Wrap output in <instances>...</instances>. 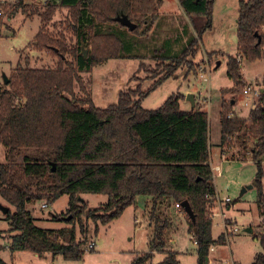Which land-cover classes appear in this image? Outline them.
I'll use <instances>...</instances> for the list:
<instances>
[{
	"label": "trees",
	"instance_id": "trees-1",
	"mask_svg": "<svg viewBox=\"0 0 264 264\" xmlns=\"http://www.w3.org/2000/svg\"><path fill=\"white\" fill-rule=\"evenodd\" d=\"M216 0H177L195 36L190 35L188 48L180 57L160 63L165 73L173 75V67L182 57L195 58L200 37L211 29L212 7ZM163 0H47L39 15L42 26L35 36L37 48L58 58L55 69H31L18 65L0 87V142L6 150V163L0 164V199L9 207L4 216L9 235L10 252H30L40 258L61 257L80 261L84 255L88 221L102 226L118 219L125 209L134 208L138 198L150 205L148 221L155 235L150 252L138 256L132 264H146L154 253H165L164 235L170 224L167 210L187 201L195 217L188 221V234L196 243L198 264H207L214 245L227 241L221 234L212 237L211 208L206 197L214 198L209 165V121L206 112L181 111V95H172L157 110H144L141 98L148 95L160 79L145 92L128 91L118 95L117 102L105 109L93 105L91 98H73V86L80 83L78 74L89 72L124 52L125 32L116 31L115 18L126 16L136 26L131 33L147 36L159 17ZM10 20L20 4L12 11ZM65 8L71 22L67 28L75 41L68 47L65 38L45 32L55 13ZM122 28V27H121ZM106 31H105V30ZM123 29V28H122ZM236 54L226 59V75L232 88L221 90L219 110L220 151L250 146L257 169L255 207L260 225L250 230L261 247L251 264H264V190L261 183L264 164V77L260 95L246 120L233 117L234 96L240 94L245 81L244 64L261 59L264 44V0H240L236 17ZM257 35V36H256ZM124 36V37H123ZM258 37L260 43L258 44ZM92 45L86 58L81 47ZM216 54H209L211 59ZM217 56H219L217 54ZM70 57V61L66 58ZM157 59V58H156ZM220 64V63H219ZM190 71H193L190 70ZM226 95L233 96L225 101ZM234 104V103H233ZM234 140V141H233ZM23 151L31 152L17 159ZM85 194L104 195V206L89 209L80 201ZM68 197L66 217L51 214L52 222L72 226L57 231L35 225L29 207L36 203L51 206L59 198ZM10 208L14 212H10ZM71 217L69 221L65 218ZM85 220V222L83 221ZM38 221V220H37ZM75 226L84 238L77 239ZM85 226V225H84ZM0 264H5L0 260ZM160 264H178L173 253Z\"/></svg>",
	"mask_w": 264,
	"mask_h": 264
},
{
	"label": "rangeland",
	"instance_id": "rangeland-1",
	"mask_svg": "<svg viewBox=\"0 0 264 264\" xmlns=\"http://www.w3.org/2000/svg\"><path fill=\"white\" fill-rule=\"evenodd\" d=\"M0 0V87H3L4 78L8 79L11 71L18 65L31 69H55L58 58L46 50L39 49L35 44V36L42 26L40 14L45 9V2L38 0ZM240 0H216L212 7L211 29L200 37L199 52L195 58L182 57L179 66L173 67V75L163 78L165 73L160 63L169 65V58L180 57L188 48L189 36L194 35L192 27L181 12H178L177 0H163L159 9L158 28L152 35L135 36L126 28H117V32L124 30L126 37L124 52L119 59H110L94 67L89 72L78 74L80 83L73 86V98H91L93 105L100 109L114 105L120 93L128 91H148L147 96L141 98V107L144 110H157L172 95H181L179 101L181 111L188 112L193 107L186 99L188 94L193 95L194 110L206 112L209 121V165L210 169L220 166L221 176L214 177L212 184L216 190V202H210V212L217 214L223 210L224 220L214 216L212 218V237L216 240L221 234L226 239L224 245H214L209 252L208 261L211 264H251L256 255L261 253V247L248 230L260 225L256 207V188L253 182L257 169L250 155V146L239 147L233 142L232 148L226 152L220 151V126L219 110L221 103V90L232 88V82L226 75V59L236 54V29L237 5ZM20 4V9L15 11L11 19H7L8 11ZM13 5V6H12ZM71 22L70 12L59 9L50 23L45 24V32L52 37L62 35L68 47H74V37L67 28ZM189 29V31L187 30ZM122 29V30H121ZM105 30V29H104ZM106 31V30H105ZM118 32V33H119ZM120 34V33H119ZM92 50V45L86 49ZM216 54L211 59L209 54ZM217 54L219 56H217ZM69 61L70 57H66ZM157 58V59H156ZM217 63H220L219 67ZM203 69L204 77L200 80L199 69ZM193 71H190L192 70ZM199 73V74H198ZM242 77L245 86L251 84L259 88L264 77V44L261 59L253 64H244ZM233 96L226 95L225 101L232 100ZM233 117L246 120L252 110L244 106L242 92L234 96ZM234 141V140H233ZM31 152L23 151L17 159ZM6 163V150L0 142V164ZM212 171V170H211ZM264 190V164L261 180ZM252 186V189H247ZM243 189L245 193L240 197ZM87 203L89 209L104 206L107 197L104 195L85 194L80 196ZM230 199L229 211L225 212L220 200ZM43 203H36L29 207L35 225L44 230L57 231L71 228L66 222H52L51 214H63L66 217L68 197L63 196L46 209H41ZM0 205L7 207L0 199ZM9 208V207H8ZM220 208V209H219ZM150 205L147 200L138 198L134 208H127L122 215L108 225L95 224L88 221L83 225L86 235L84 255L80 261H65L61 257H38L30 252H10L9 235L3 234L0 238V260L5 264H132L140 255L150 252L149 244L155 235L154 226L148 221ZM10 212H14L10 208ZM170 219L168 229L165 231V253H152L153 258L146 264H160L168 252L175 255L178 264H198L196 246L188 234V221L184 215L178 214L172 206L167 210ZM70 217V216H68ZM67 217V218H68ZM38 220V221H37ZM66 221V220H65ZM85 222V220H83ZM233 223V224H232ZM234 225V226H233ZM231 227L238 230V234L225 237L224 231ZM8 230L4 215L0 211V232ZM77 239L82 240L78 226H75ZM174 242V245L171 244ZM94 243V249L88 250V245Z\"/></svg>",
	"mask_w": 264,
	"mask_h": 264
},
{
	"label": "built area",
	"instance_id": "built-area-1",
	"mask_svg": "<svg viewBox=\"0 0 264 264\" xmlns=\"http://www.w3.org/2000/svg\"><path fill=\"white\" fill-rule=\"evenodd\" d=\"M1 15L2 14L0 12V16ZM199 73H198L199 74V78L201 80L204 77V75H203V69L202 68L199 69ZM242 94L244 95V99H245L244 106L250 107L251 109H254L255 108V105H256V101H257V99H258V97L260 95L259 88L255 84L254 85L249 84V85H247V86L244 87V89L242 91ZM211 170H212V173H213V179H214V177L221 176L220 166H214V167L211 168ZM215 197H216V194H215L214 198L206 197V199L208 201L216 202ZM223 203L224 204H230L231 201H230V199L226 198L223 201ZM46 208L47 207L45 205H41V209H46ZM174 208L176 210H179L181 208V206L180 205H175ZM214 216L220 217L222 221L224 220L223 219L224 216H223V213H222L221 210H218L217 211V214H215V213L212 212L211 218H214ZM235 234H238V230L236 228H234V227H231L230 229H228V231H224L225 237H228V236L230 237V236H233ZM191 241L196 246V243L194 242V239L192 237H191ZM91 249H94V244L93 243H90L88 245V250H91ZM207 264H211V262H207Z\"/></svg>",
	"mask_w": 264,
	"mask_h": 264
},
{
	"label": "water",
	"instance_id": "water-1",
	"mask_svg": "<svg viewBox=\"0 0 264 264\" xmlns=\"http://www.w3.org/2000/svg\"><path fill=\"white\" fill-rule=\"evenodd\" d=\"M115 22L118 23L121 27L123 28H126L127 30H129V32H132L135 30L136 26L134 24H132L129 19L124 16V15H121V16H118L115 18ZM257 36V35H256ZM260 38L258 37V44L260 43ZM81 50H82V54H83V57L86 58V52H84V50L82 49L81 47ZM219 63H217V66L219 67ZM8 83V80L6 78H4V85H6ZM186 99L189 101V103L191 104V106L193 107L194 106V103H193V95L191 94H188L186 96ZM232 105H233V102H232ZM247 189H252V186H249ZM246 189H243L241 194H240V197L245 193ZM80 201L81 198H79ZM181 208L183 209V211L185 212V214L188 216V218L191 220L192 223L195 222V217L193 215V212L190 208V205L187 201H184L181 203ZM0 211L2 212V214L5 216L8 212H9V208L8 207H4V206H1L0 205ZM71 219V217H68V218H65L66 221H69ZM250 232V230H248V233ZM208 262V259H206V263Z\"/></svg>",
	"mask_w": 264,
	"mask_h": 264
},
{
	"label": "crops",
	"instance_id": "crops-1",
	"mask_svg": "<svg viewBox=\"0 0 264 264\" xmlns=\"http://www.w3.org/2000/svg\"><path fill=\"white\" fill-rule=\"evenodd\" d=\"M20 0H18L17 2H19ZM44 2H46L47 0H43ZM38 2H42V1H39L38 0ZM163 3V2H162ZM17 4V3H16ZM16 4H14V5H16ZM13 6V5H12ZM179 9H177V11L178 12H181L182 14H183V12H182V10H181V8L180 7H178ZM184 15V14H183ZM237 17V16H236ZM12 18V17H11ZM158 20H159V17H158V19H157V22H158ZM157 22H156V24L154 25V27H153V29H152V31L150 32V34L149 35H152V34H154L155 32H156V29L158 28V24H157ZM235 24H236V22H235ZM122 30V29H121ZM187 30L189 31V29L187 28ZM122 31H124V30H122ZM264 31V30H263ZM234 103V102H233ZM220 105H221V103H220ZM234 105V104H233ZM194 107H195V104H194V106H193V109H194ZM215 192H216V190H215ZM217 193V192H216ZM146 200V199H145ZM221 201V200H220ZM221 204H222V207L224 208V210H225V212H226V214H227V212L229 211V206H227V205H229V204H224L222 201H221ZM231 205V204H230ZM175 209V208H174ZM177 211V210H176ZM178 212V214H180V212L179 211H177ZM222 212L224 213V211L222 210ZM213 213H215V212H213ZM233 224V223H232ZM234 226V225H233ZM190 236V238H191V235H189ZM94 244V243H93ZM171 244H173L174 245V242H171ZM7 249H8V247H7ZM212 251V250H211ZM210 251V252H211ZM209 262V261H208Z\"/></svg>",
	"mask_w": 264,
	"mask_h": 264
}]
</instances>
